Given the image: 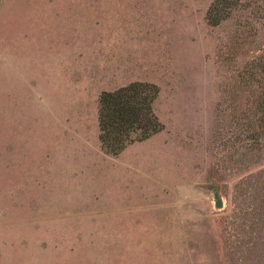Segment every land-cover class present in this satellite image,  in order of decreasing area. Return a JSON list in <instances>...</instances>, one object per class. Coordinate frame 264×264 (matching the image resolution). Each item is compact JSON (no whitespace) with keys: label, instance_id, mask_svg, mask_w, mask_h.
<instances>
[{"label":"rangeland","instance_id":"374dc122","mask_svg":"<svg viewBox=\"0 0 264 264\" xmlns=\"http://www.w3.org/2000/svg\"><path fill=\"white\" fill-rule=\"evenodd\" d=\"M212 1L0 0V264H264V19ZM132 81L163 127L111 155L97 98Z\"/></svg>","mask_w":264,"mask_h":264},{"label":"trees","instance_id":"16d2710c","mask_svg":"<svg viewBox=\"0 0 264 264\" xmlns=\"http://www.w3.org/2000/svg\"><path fill=\"white\" fill-rule=\"evenodd\" d=\"M243 15V22L248 21L246 13L255 20L264 19V0H213L206 11L208 24L217 25L232 13ZM239 15V16H240ZM264 56L259 55L256 61L259 94L252 100L254 109L251 120H255L259 129L246 123L240 130L246 132L256 141L264 132ZM252 61V62H253ZM254 73V70L252 71ZM158 88L149 82L132 81L113 90L101 91L97 98V128L100 149L108 154L117 155L127 145L145 140L162 129V123L156 117L152 104L157 96ZM253 96V94H251ZM245 115L244 118H249ZM254 117V119H253ZM247 148H254L246 143Z\"/></svg>","mask_w":264,"mask_h":264},{"label":"water","instance_id":"95a60500","mask_svg":"<svg viewBox=\"0 0 264 264\" xmlns=\"http://www.w3.org/2000/svg\"><path fill=\"white\" fill-rule=\"evenodd\" d=\"M213 198H214V206L216 208L220 207L221 206V202H220V199L218 198L216 192L213 194Z\"/></svg>","mask_w":264,"mask_h":264}]
</instances>
